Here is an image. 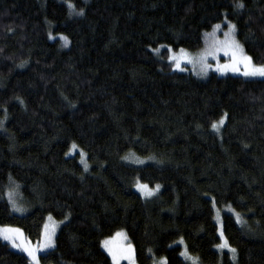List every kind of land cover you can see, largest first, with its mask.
<instances>
[{
    "label": "trees",
    "instance_id": "1",
    "mask_svg": "<svg viewBox=\"0 0 264 264\" xmlns=\"http://www.w3.org/2000/svg\"><path fill=\"white\" fill-rule=\"evenodd\" d=\"M225 21L264 65V0H0V225L36 243L46 215L64 221L40 264H112L118 231L137 264H191L178 240L198 264H264V79L199 80L154 52L198 50ZM214 207L242 218L221 215L234 253ZM0 264L29 262L0 240Z\"/></svg>",
    "mask_w": 264,
    "mask_h": 264
},
{
    "label": "rangeland",
    "instance_id": "2",
    "mask_svg": "<svg viewBox=\"0 0 264 264\" xmlns=\"http://www.w3.org/2000/svg\"><path fill=\"white\" fill-rule=\"evenodd\" d=\"M50 38L51 40L58 38L60 45L64 47L68 45V40L62 35H50ZM154 52L156 54L164 52V59L169 64L171 72L191 74L199 80H205L212 74L219 77L237 76L244 79H264V65L254 64L245 53L241 44L236 40L235 26L229 21L216 24L205 35L203 46L198 50L188 51L182 48L175 50L170 46H160ZM77 152H80L81 155L79 162L87 167L85 154L76 145H72L70 154H77ZM9 188L5 193V199L12 213L24 215L29 208L20 193L18 184L12 182ZM133 190L141 198L148 199L160 190V186L151 188L135 181ZM214 212V221L220 238L217 250L221 252L228 249L234 253V250L227 245L224 239L221 215L224 212L231 214L238 226L241 225L242 218L229 207L221 210L214 207ZM63 223L64 221L46 215L40 239L36 243L28 240L21 229L0 225V240L6 243L11 250L25 255L29 264H40L39 256L55 246L56 234ZM176 245L181 248L182 259L191 264H198L197 259L187 252L183 240H178ZM101 248L110 258L112 264H137L134 248L123 231H118L113 236L104 239L101 242ZM154 264H166V260L156 259Z\"/></svg>",
    "mask_w": 264,
    "mask_h": 264
}]
</instances>
